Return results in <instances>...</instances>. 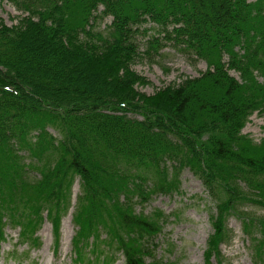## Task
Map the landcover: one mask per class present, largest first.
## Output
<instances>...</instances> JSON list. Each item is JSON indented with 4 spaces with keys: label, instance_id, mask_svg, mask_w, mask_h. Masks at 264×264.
<instances>
[{
    "label": "trees",
    "instance_id": "obj_1",
    "mask_svg": "<svg viewBox=\"0 0 264 264\" xmlns=\"http://www.w3.org/2000/svg\"><path fill=\"white\" fill-rule=\"evenodd\" d=\"M9 1L26 15L12 26L0 16V255L10 227L27 248L8 260H29L46 220L58 250L73 208V264H176L156 254L172 216L143 208L180 193L189 168L215 206L207 264L225 263L234 216L264 264V215L244 210L264 209V139L243 133L264 113V0ZM148 23L147 54L172 45L206 71L139 91Z\"/></svg>",
    "mask_w": 264,
    "mask_h": 264
},
{
    "label": "rangeland",
    "instance_id": "obj_2",
    "mask_svg": "<svg viewBox=\"0 0 264 264\" xmlns=\"http://www.w3.org/2000/svg\"><path fill=\"white\" fill-rule=\"evenodd\" d=\"M26 13L17 9L9 0H3L0 4V16L4 22L12 26L18 23V17ZM112 18L107 17L97 22L98 30H106ZM144 27L149 30L147 33L138 35L140 57L133 65L139 74L145 76L149 81L146 85H139L138 90L151 95L158 89L169 84L180 83L186 77H196L206 71L207 64L203 60H198L194 55L180 51L172 45H166L160 55L153 51L146 53L147 42L150 36L155 35L154 24L148 23ZM239 77L236 73H232ZM54 135L57 133L51 129ZM243 133L260 142L264 139V113L256 111L250 117ZM180 193L174 195H155L151 202L144 208L147 214L156 209L171 215L170 221L165 225L162 234L159 236V247L156 254L168 261L176 264H207L206 252L209 249V240L214 233L210 212L215 209L214 203L206 193L202 181L196 177L189 168H185L181 175ZM80 193L79 178L76 179L72 188V203ZM141 210V206L138 207ZM244 210L257 216L264 215V209L256 207L250 203L244 205ZM72 212L62 220L60 247L57 250L54 243V234L51 223L46 220L39 236L42 246L37 250H32L30 259L22 264H73L71 260L72 245L71 240L75 233V226L72 222ZM228 227L233 233L231 241L222 245L224 254V264H253L250 237L243 232L241 220L234 216L228 221ZM8 241L3 244L0 264H19L13 260H8V253L17 246L18 229L10 227L6 229ZM172 244L173 246L169 245ZM20 251L27 247L17 246ZM170 248V250H169ZM211 264H218L215 258H211ZM117 264H124L121 256Z\"/></svg>",
    "mask_w": 264,
    "mask_h": 264
}]
</instances>
